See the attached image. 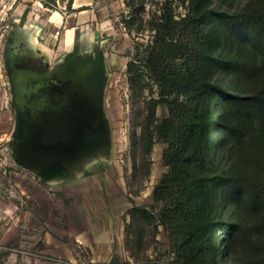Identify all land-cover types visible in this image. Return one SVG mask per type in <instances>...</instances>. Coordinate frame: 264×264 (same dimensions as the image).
Segmentation results:
<instances>
[{
  "label": "rangeland",
  "instance_id": "rangeland-1",
  "mask_svg": "<svg viewBox=\"0 0 264 264\" xmlns=\"http://www.w3.org/2000/svg\"><path fill=\"white\" fill-rule=\"evenodd\" d=\"M73 1L0 0V264H169L164 228L128 215L133 207L157 214L160 204L152 190L168 169L163 143H155L149 157L139 144L145 102L158 90L143 73L140 85L131 83L127 65L151 41L148 18L161 3L171 2L176 16L184 7L180 0H91L83 16L99 12L97 23L106 19L109 30L99 31L92 50L80 53L78 31L64 43L67 30L81 22ZM247 1L215 0L213 6L235 11ZM34 32L35 46L50 44L45 53L25 43ZM77 56L99 57L104 68L109 147L62 173L41 176L12 155L16 112L10 74L30 66L39 72L37 80L62 78L70 67L67 59ZM156 115L166 117L167 109L159 106ZM213 134L220 138L217 130Z\"/></svg>",
  "mask_w": 264,
  "mask_h": 264
},
{
  "label": "trees",
  "instance_id": "trees-1",
  "mask_svg": "<svg viewBox=\"0 0 264 264\" xmlns=\"http://www.w3.org/2000/svg\"><path fill=\"white\" fill-rule=\"evenodd\" d=\"M180 1L182 15L164 1L149 16L152 39L127 65L131 83L143 73L158 90L139 144L149 157L163 143L168 169L157 214L128 215L164 228L169 264H264V0L235 11Z\"/></svg>",
  "mask_w": 264,
  "mask_h": 264
},
{
  "label": "flooded vegetation",
  "instance_id": "flooded-vegetation-1",
  "mask_svg": "<svg viewBox=\"0 0 264 264\" xmlns=\"http://www.w3.org/2000/svg\"><path fill=\"white\" fill-rule=\"evenodd\" d=\"M94 58L67 59L69 70L81 74L78 77L37 80L39 72L30 66L16 67L11 72L10 78L24 77L27 83L23 94L26 139L18 142L15 155L11 147L19 166L52 176L85 155L108 150L110 130L104 110L105 74L101 61L95 75L91 70L85 77L82 75L85 63ZM27 70L29 76L25 74Z\"/></svg>",
  "mask_w": 264,
  "mask_h": 264
},
{
  "label": "crops",
  "instance_id": "crops-1",
  "mask_svg": "<svg viewBox=\"0 0 264 264\" xmlns=\"http://www.w3.org/2000/svg\"><path fill=\"white\" fill-rule=\"evenodd\" d=\"M91 0H74L72 2V9L73 11H77L78 12V15L76 16L78 19H81L80 21L81 22H78L77 25L75 27H73L72 29L70 30H67L69 32V34H66L65 38H64V43L65 44H69L70 40V35L71 33H79V42H80V50L79 52L80 53H84L85 51H91V47L93 48V44H95V39H98L100 32L101 33H105L109 30L108 26V21L106 19L103 20V22H100L99 24L97 23V17L100 21L101 19V15L99 12H96L93 14V17L91 16H83L85 15V9H83L86 5H89V2ZM57 12H52V15L53 16H50L51 18L53 17H56ZM89 19V20H88ZM85 20H88L90 21L91 23L88 24V23H84ZM93 20H96V23H93ZM96 26V27H95ZM35 33V32H34ZM51 36L53 34H50ZM31 40H26L25 43L27 45H31L32 47H34L33 49H35L36 52L38 53H45L43 52L44 48L46 50H48L50 48V44L45 41V43H43L42 45H37L35 46V43H36V40H37V32L35 34H32L31 35ZM100 49L102 50L103 48V45H104V40L103 41H100ZM43 48H42V47ZM41 47V48H39ZM45 50V51H46ZM104 56V55H103Z\"/></svg>",
  "mask_w": 264,
  "mask_h": 264
},
{
  "label": "water",
  "instance_id": "water-1",
  "mask_svg": "<svg viewBox=\"0 0 264 264\" xmlns=\"http://www.w3.org/2000/svg\"><path fill=\"white\" fill-rule=\"evenodd\" d=\"M99 64H100V59L99 57L95 56L94 61L85 63L83 69L86 72L83 73L82 75H84L85 77L86 73H88L89 70H91L92 74L95 75L96 72H98ZM25 74L29 76L30 72H27ZM92 74L91 76H93ZM80 75L81 74L79 73L76 74L75 72L73 73V71L68 70L67 73L62 78L63 79L72 78V76L78 77ZM104 82H105V78H104ZM26 84L27 83L24 77H17V78H13V76L11 77L12 101L16 111V127L11 139V147L13 149V155L16 154V148L18 142L25 140L27 134V114L23 108V94L25 93Z\"/></svg>",
  "mask_w": 264,
  "mask_h": 264
}]
</instances>
